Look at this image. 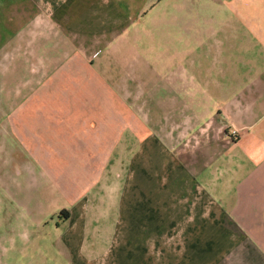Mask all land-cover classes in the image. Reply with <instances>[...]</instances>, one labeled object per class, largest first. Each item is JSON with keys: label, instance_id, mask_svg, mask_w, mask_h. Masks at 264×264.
<instances>
[{"label": "crops", "instance_id": "obj_1", "mask_svg": "<svg viewBox=\"0 0 264 264\" xmlns=\"http://www.w3.org/2000/svg\"><path fill=\"white\" fill-rule=\"evenodd\" d=\"M141 22L169 30L115 83L97 41ZM5 117L9 184L46 167L74 209L78 180L151 230L137 253L153 264H264V0H0ZM115 151L132 175L110 174Z\"/></svg>", "mask_w": 264, "mask_h": 264}, {"label": "rangeland", "instance_id": "obj_2", "mask_svg": "<svg viewBox=\"0 0 264 264\" xmlns=\"http://www.w3.org/2000/svg\"><path fill=\"white\" fill-rule=\"evenodd\" d=\"M175 27L173 29H177ZM167 29V24L141 22L134 28L131 23L114 38L98 40V57L111 69L105 75L116 83L119 64L127 68V79L134 78V67L141 66L146 72L153 62L154 51L161 46L155 37ZM97 73L104 76L102 72ZM114 89L117 90L116 87ZM7 120L2 118L0 126L6 127ZM0 143H5L4 136L0 137ZM17 154L24 155L25 161L28 159L20 145H17ZM117 159V152L111 153L110 174L132 175L133 168L125 166L124 161L123 166H116ZM2 160L0 165L5 167L6 158ZM36 170L34 176L40 183L29 191L23 189L27 183L26 175L18 176L14 184H9V168L0 171V264H153L149 257L140 258L137 253L144 251L139 244L143 240L148 241L151 232L148 227L138 231L133 230L132 224L124 225L116 205L100 203L92 190L76 184L78 180L75 182L78 187L73 193L80 196L73 209V205L59 195L61 191L54 187V182H49L43 175L46 167H36ZM75 170L67 169V175L71 172L73 181L77 176L73 173ZM28 194L35 198V204L23 207L20 202ZM65 206L74 213L64 220L61 212L54 209ZM107 206L108 214L104 215L102 209ZM142 260L144 262L140 263Z\"/></svg>", "mask_w": 264, "mask_h": 264}, {"label": "trees", "instance_id": "obj_3", "mask_svg": "<svg viewBox=\"0 0 264 264\" xmlns=\"http://www.w3.org/2000/svg\"><path fill=\"white\" fill-rule=\"evenodd\" d=\"M61 214H63L64 215V217H67V215H68V213L66 212V211H61Z\"/></svg>", "mask_w": 264, "mask_h": 264}, {"label": "built area", "instance_id": "obj_4", "mask_svg": "<svg viewBox=\"0 0 264 264\" xmlns=\"http://www.w3.org/2000/svg\"><path fill=\"white\" fill-rule=\"evenodd\" d=\"M235 133V131H233V134Z\"/></svg>", "mask_w": 264, "mask_h": 264}]
</instances>
